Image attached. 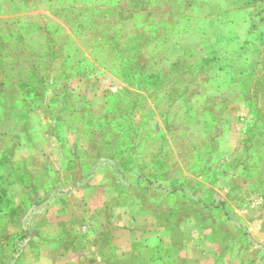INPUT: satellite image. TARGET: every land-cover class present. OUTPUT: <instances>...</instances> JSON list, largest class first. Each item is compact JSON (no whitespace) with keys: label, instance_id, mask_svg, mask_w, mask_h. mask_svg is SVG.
<instances>
[{"label":"rangeland","instance_id":"1","mask_svg":"<svg viewBox=\"0 0 264 264\" xmlns=\"http://www.w3.org/2000/svg\"><path fill=\"white\" fill-rule=\"evenodd\" d=\"M20 1L30 2L8 3L0 24V263L14 254L16 264H264V157L249 137L264 128L260 6L237 30L248 37L238 48L237 39L214 41L220 26L196 27L195 16L245 0H219L213 10L185 4L173 16L139 9L143 0ZM153 24L159 42L147 49ZM176 24L178 35H168ZM168 37L202 54L221 46L234 69L241 61L246 75L235 72L231 82L255 87L257 106L220 101L188 114L180 89L204 85L205 74L180 75L172 64L179 45ZM154 73L164 86H145ZM15 112L27 120L12 125ZM220 195L236 225L214 207Z\"/></svg>","mask_w":264,"mask_h":264},{"label":"crops","instance_id":"2","mask_svg":"<svg viewBox=\"0 0 264 264\" xmlns=\"http://www.w3.org/2000/svg\"><path fill=\"white\" fill-rule=\"evenodd\" d=\"M27 2L30 1H26V2H22L20 0H0V24H2L3 22H5V13H9V4L11 3L14 5V7H19V9L21 7L25 8L24 6L26 4H28ZM162 3H165L166 7L163 8L162 7ZM144 4V5H143ZM192 5L193 7L197 8V9H210L213 10L214 7L218 6L219 8L220 3L219 0H143L142 4L139 3L138 7L139 9H142L144 11H157V10H166L165 14H172L173 10H178V8H181L183 5ZM12 6V5H11ZM37 4H34V8H37ZM223 6V4H222ZM252 8L251 6H238V7H234L232 11H226L223 14L220 15H215L214 13H212L210 16L205 17L206 15H202V14H196L195 16V21L198 23H194L196 27H206L207 26H220L219 31L217 33L216 36H214V41L215 39L217 40V42H221L222 40H226L227 37H229L230 39H237V41L239 42V47L238 48H242L243 43L247 41V36L244 37L241 34H238L237 30L240 29L241 27H247L250 25V22H248V12L249 9ZM221 9V8H220ZM247 12V13H245ZM174 13V12H173ZM150 14L146 13V16H149ZM174 14H172L173 16ZM194 15V14H193ZM247 17H246V16ZM258 15V13H256V16ZM18 20L19 17H18ZM26 19L24 20H20L17 21L16 23L20 22H25ZM259 17L256 18V24L259 23L258 22ZM202 22L204 24H202ZM258 25V24H257ZM177 24L171 27L172 31H169L170 33L168 35L171 36V34L173 33L174 35H178V30H177ZM191 27V26H189ZM229 27V29H228ZM194 28V27H193ZM230 30L231 33L230 35L227 34V31ZM196 31H199V33L201 32V34H204L206 31L204 28H196ZM223 33H222V32ZM233 31H236V33ZM20 34V33H19ZM32 36V35H31ZM27 36V39H25V41H34V37L32 36ZM42 36V35H41ZM21 36L19 35V38ZM178 37V36H177ZM175 38V40L173 41L171 38H167L166 40L168 42H172V44H177L179 45L176 49V47L174 45H171V50L172 52H176L174 51L175 49L178 50V57L176 58V60L172 61V64H175V66L179 69V73L180 75H185V74H205V79L203 84L204 85H186V87H184V89H180L181 87L179 85H177L175 88H178L182 91V94L184 93V95L182 96L183 99H179L177 101H179L181 104L184 105L185 100L186 104L188 102H190L188 105V114L193 113L192 111H190V109H196V108H206V107H213V106H218L221 105L220 101H223L225 104V107L230 106L232 103H234L235 101H237L236 103L241 104L242 106L246 107L248 110L251 108V100L254 99L253 101H255V104L252 106L253 108H255L258 104V102L256 100L257 97H255V93L257 91V89H255V87L252 88H246V89H239L237 87V85H233V83L231 82V78H232V74H234L235 72L242 74V75H246V69H242V63L241 61L239 63H236V69H234L231 65H233L230 61L229 58H227L226 56H222L220 55V53L218 52V50L220 49L219 46H217V48L210 50V51H203L199 52V50H196L195 45H192V42L190 43L188 40V43H184L182 44L183 38ZM218 38V39H217ZM33 39V40H32ZM166 40H163V42H166ZM159 42V39L156 43ZM201 42V41H200ZM200 42H198L197 44H199ZM31 43V42H30ZM190 43V44H189ZM32 45V44H31ZM33 46V45H32ZM159 46H161L159 44ZM159 46H157V51L161 48H159ZM2 49V48H0ZM194 50L198 51V55L197 52L195 53ZM201 54V55H200ZM197 56V57H196ZM203 60H207V62H204ZM213 70V71H212ZM5 89V86L3 87V90ZM241 90L243 93L242 98L239 99H234L229 101V99H227V96L229 93L233 92L234 90ZM2 90V92H3ZM173 89L171 88L169 90V92L171 93ZM188 93H192V95H190V97H187ZM187 94V95H186ZM246 95V97H245ZM264 95V91L262 96ZM251 99V100H249ZM3 100L0 101V106H2V109H0V122H4L6 120V111H5V106L2 104ZM222 102V103H223ZM261 102V101H260ZM263 104H264V99H263ZM20 105L19 103L16 104H8L7 105V109L10 108H19ZM10 110H7V112ZM262 111L259 116L260 120H264V105L262 108ZM4 112V115H3ZM25 113L21 112V113H11L9 115V120L13 121L12 125H19L22 122H24L25 120H27V118L24 116ZM8 119V118H7ZM258 119V120H259ZM263 127V126H262ZM258 131V130H257ZM257 131L253 132L251 135H249L250 140H253L255 138V141L258 144V147L261 149L260 151V156L264 157V128L262 129V131L258 132ZM261 138V141L259 142L258 139ZM254 143V140L252 141ZM252 148H255L254 146H252ZM261 160V159H260ZM263 160V159H262ZM261 162V161H260ZM2 164V163H1ZM243 169H241L242 171L246 169V167H242ZM0 169H2L0 167ZM262 175V174H261ZM263 176V175H262ZM264 178V176H263ZM262 178V180H264ZM227 200L228 198L225 195H220L217 199H215L214 203V207H217L220 209V214L223 218V220L230 222L232 225H236V222H233L234 220H236V218H240L239 216L234 215L228 212L227 210ZM8 201H11L10 199ZM8 205L9 203L6 202ZM175 232H164L163 238L165 240L166 239H171L174 240L173 236H174ZM162 247H158L157 251ZM165 250L167 249L169 252H171V250L173 248L176 247H169L166 248L164 247ZM180 249H188L189 247H178ZM163 249V248H162ZM65 253L67 252V249H64ZM63 251V252H64ZM170 254V253H169ZM171 256V255H169ZM166 258V257H165ZM163 257H161L162 260H158V258L156 259V262L154 260H151L152 263L155 264H163V260L165 259ZM167 259V258H166ZM189 260V259H188ZM66 264V263H65Z\"/></svg>","mask_w":264,"mask_h":264},{"label":"trees","instance_id":"3","mask_svg":"<svg viewBox=\"0 0 264 264\" xmlns=\"http://www.w3.org/2000/svg\"><path fill=\"white\" fill-rule=\"evenodd\" d=\"M138 3V2H137ZM245 5H248V6H251V7H258V6H260V7H258L259 9H258V11H259V15H260V17H259V20H258V22L259 23H257L258 25H257V27H255L257 30H260L261 28H262V26H264V0H245V3H244ZM139 5V3L137 4V6ZM157 23V22H156ZM153 30V34L151 33V31ZM158 30V25L157 24H153V25H151L150 26V28H149V30H147V32L148 33H150L151 35H150V37H148V36H145L144 38L146 39V48L147 49H149V48H151V45L150 44H152V45H154L155 46V42H157L158 41V39H157V37H156V31ZM261 31V30H260ZM264 32V31H263ZM139 35L140 36H142L143 37V34L142 33H139ZM140 36H138L139 38H140ZM263 39H264V35H263ZM117 39L116 38H113V41H116ZM139 40H141V39H139ZM260 46V45H259ZM141 48V47H140ZM260 52V51H259ZM257 61H259L260 59H259V57H258V59H256ZM256 60H255V62H256ZM204 62H207V60H203ZM254 62V61H253ZM139 70H140V73H142L143 72V68L142 67H139ZM157 74H153V75H150V77L148 78V79H146L145 81L147 82V84L148 83H152V84H154V85H145L146 87H149V86H151V87H154V88H157V87H161V86H164V85H159V84H161L162 83V81L160 80V78L158 77V76H156ZM262 83L264 84V79H263V81H262ZM184 95V93L182 94V96ZM3 164V163H2ZM9 171H11L10 169H9ZM12 178H13V180H11V182L13 183V184H15L16 182H15V177L12 175L11 176ZM16 178H19V177H16ZM136 179L137 180H143V181H145L147 184H150V182L148 181V179H145L144 177H142V176H137L136 177ZM175 191V190H174ZM2 197L0 196V212H3V207H2ZM17 243H22V240H18L17 241ZM17 250V249H16ZM17 257L18 256H15L14 254H12L11 256H10V261H12V264H16L15 263V261L17 260ZM1 264V263H0Z\"/></svg>","mask_w":264,"mask_h":264}]
</instances>
